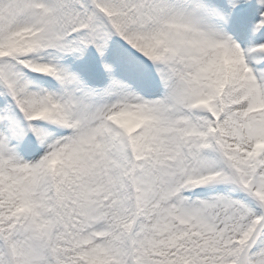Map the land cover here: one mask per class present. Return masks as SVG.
Instances as JSON below:
<instances>
[{"label":"snow or ice","instance_id":"snow-or-ice-1","mask_svg":"<svg viewBox=\"0 0 264 264\" xmlns=\"http://www.w3.org/2000/svg\"><path fill=\"white\" fill-rule=\"evenodd\" d=\"M0 264H264V0H0Z\"/></svg>","mask_w":264,"mask_h":264}]
</instances>
